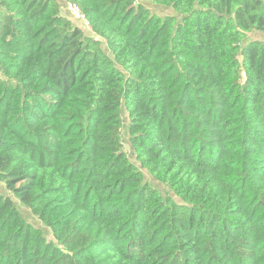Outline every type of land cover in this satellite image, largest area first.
I'll use <instances>...</instances> for the list:
<instances>
[{
  "label": "trees",
  "instance_id": "1",
  "mask_svg": "<svg viewBox=\"0 0 264 264\" xmlns=\"http://www.w3.org/2000/svg\"><path fill=\"white\" fill-rule=\"evenodd\" d=\"M67 1L0 0V264H264V0Z\"/></svg>",
  "mask_w": 264,
  "mask_h": 264
},
{
  "label": "rangeland",
  "instance_id": "2",
  "mask_svg": "<svg viewBox=\"0 0 264 264\" xmlns=\"http://www.w3.org/2000/svg\"><path fill=\"white\" fill-rule=\"evenodd\" d=\"M138 2H141V3L145 4L154 13H158L160 15L174 14L173 9L157 5V4L153 3L152 1H149V0H138ZM68 4H67L66 7H69ZM68 10H69V13L72 15V17L74 18L76 23L80 24L83 27V29H85L86 32H89V34L94 35V33L90 29L89 25L86 23V21L84 19H81V18L77 17L74 13L71 12L70 9H68ZM253 39H262V40H264V33L258 32V31H253V32L249 33L248 40H253ZM102 44H103V47L105 49V46H106L105 42L102 41ZM124 119H125V125H124V131H123V139H124L123 149H124V151L127 152V154L130 157V159H132L134 161L135 160V152H134V150H133V148H132V146L130 144L129 138H128L127 125H126L128 123V117H127V115L125 113H124ZM144 174H145V180H147L148 182L152 183L153 185L159 187L160 191L164 195H170L175 200L180 201V199L177 196H175V194L170 190L169 187H167L166 185L161 184L158 181H156L151 176V174L145 169H144ZM0 186H1V190L4 191L5 190L4 186L2 184H0ZM11 196H13V195H11ZM13 199L19 204L20 209L22 210L23 214L25 215L26 219L29 222H31L35 226L44 227L45 228L44 232L47 235V237H52L50 235L51 232L48 230V228L46 226H44L43 222H41L38 218H36L29 211V209L18 200V198L13 196Z\"/></svg>",
  "mask_w": 264,
  "mask_h": 264
},
{
  "label": "built area",
  "instance_id": "3",
  "mask_svg": "<svg viewBox=\"0 0 264 264\" xmlns=\"http://www.w3.org/2000/svg\"><path fill=\"white\" fill-rule=\"evenodd\" d=\"M68 5L70 7V8L68 7V9H70L72 13H74L77 17H79L81 19H84V16L81 14L80 9L77 6H74V5L70 4V3Z\"/></svg>",
  "mask_w": 264,
  "mask_h": 264
},
{
  "label": "crops",
  "instance_id": "4",
  "mask_svg": "<svg viewBox=\"0 0 264 264\" xmlns=\"http://www.w3.org/2000/svg\"><path fill=\"white\" fill-rule=\"evenodd\" d=\"M57 1L61 4L63 12L69 13L68 7H66L68 4V1L67 0H57Z\"/></svg>",
  "mask_w": 264,
  "mask_h": 264
}]
</instances>
